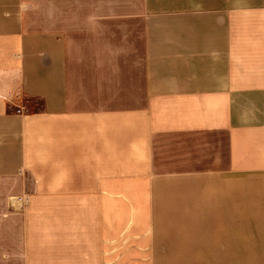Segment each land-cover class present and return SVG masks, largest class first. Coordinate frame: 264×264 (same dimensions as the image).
Returning a JSON list of instances; mask_svg holds the SVG:
<instances>
[{
  "label": "crops",
  "instance_id": "1",
  "mask_svg": "<svg viewBox=\"0 0 264 264\" xmlns=\"http://www.w3.org/2000/svg\"><path fill=\"white\" fill-rule=\"evenodd\" d=\"M29 206L1 264H264V0H0V257Z\"/></svg>",
  "mask_w": 264,
  "mask_h": 264
},
{
  "label": "rangeland",
  "instance_id": "2",
  "mask_svg": "<svg viewBox=\"0 0 264 264\" xmlns=\"http://www.w3.org/2000/svg\"><path fill=\"white\" fill-rule=\"evenodd\" d=\"M20 216L22 217L21 222V232H24V238L22 240V247H24V250H32L31 254H16L10 255V256H1L0 257V264L4 262H10V263H16V262H42L46 261L47 259V253H46V246H45V237L37 236L36 234H33L31 231L36 232L37 234H40L42 231H44V207L43 206H33V207H20ZM30 232L32 235H36V237H30ZM45 234V231L43 232ZM134 235L135 240L138 238H141L140 236H137V233H131ZM127 235V234H126ZM125 234H122L119 236L120 243L122 242V239H126ZM32 240V241H31ZM2 242L0 241V244ZM32 243V245H31ZM34 243H36V246H33ZM40 243V245H38ZM31 245V246H30ZM127 244L123 243L121 244V247L118 250L119 257L127 256L129 248H126ZM39 252V253H38ZM43 252V253H41ZM140 264V263H138ZM159 264V263H154Z\"/></svg>",
  "mask_w": 264,
  "mask_h": 264
},
{
  "label": "built area",
  "instance_id": "3",
  "mask_svg": "<svg viewBox=\"0 0 264 264\" xmlns=\"http://www.w3.org/2000/svg\"><path fill=\"white\" fill-rule=\"evenodd\" d=\"M20 111V110H19Z\"/></svg>",
  "mask_w": 264,
  "mask_h": 264
}]
</instances>
